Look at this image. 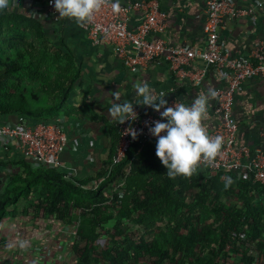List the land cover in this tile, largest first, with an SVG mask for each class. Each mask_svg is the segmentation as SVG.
<instances>
[{"label":"trees","instance_id":"1","mask_svg":"<svg viewBox=\"0 0 264 264\" xmlns=\"http://www.w3.org/2000/svg\"><path fill=\"white\" fill-rule=\"evenodd\" d=\"M78 75L79 64L74 56L64 45L51 39L40 18L18 6H13L11 2L8 8L0 10V116L9 118L24 115L36 121L53 120L71 97ZM23 85H33L40 89L42 94L36 96L39 105L32 106L26 96L20 92L23 90ZM140 146L139 143H134L118 165V171L112 172L95 189H84L80 183L65 180L50 168L37 167L16 160L14 163L17 166L14 168L17 171L13 170L0 193V221L6 213L7 206L14 205L20 197L37 193L38 206L45 215L67 220L75 209L79 214L91 217L93 226H97L109 216L103 211L105 207L100 201L103 196L107 198L104 192L109 191L119 211L130 210L131 207L133 211H138L135 218L131 217L133 223L130 228L151 231L157 228L154 221L158 217L164 220L163 226L166 230L175 234L185 231L180 234L182 242L174 241V246H178L175 247L176 250L188 251L192 249L190 245H202L208 248L211 243L223 242L227 230L231 226L239 228L241 222H247L246 235L254 242L255 250L257 252L262 250L263 205L254 203L252 196L244 194L242 195L244 203L239 208L229 209L222 205L215 207L213 211L217 213V217L213 223H202L196 215L192 221L193 217H189L188 214L193 213L196 205H203L188 197L191 188L198 186L203 190L207 186L212 188L221 186L219 182L221 174L208 179L205 184L200 183V172L190 179L182 176L170 179L167 176V169L155 155L156 142L151 140ZM148 158L152 164L140 169L139 161ZM126 165L129 167V174L125 178V191L115 192L111 183L119 178L121 170ZM135 170L138 174L145 170H152L156 174L150 181H146L140 176L133 177ZM228 176L234 181L229 187L231 189H234V186L238 188L239 181H242L253 185L255 189L261 187L264 191V184L252 183L235 173H227L226 177ZM132 186L135 190H131ZM122 235L128 245L123 249H115L113 253L104 252L102 257L107 260L106 264H121L124 259H136L139 248L155 246L153 240L143 241L142 236L139 237L140 241L134 242L131 235L125 233ZM83 237L86 240L85 246H74L78 255V264H83L87 259L90 241L95 239L93 233ZM190 251L191 257H194L190 264L204 263L205 256ZM242 256L250 262L254 258L247 254ZM163 257L164 253L158 252V258L161 260ZM169 260L175 261L174 255L169 257Z\"/></svg>","mask_w":264,"mask_h":264},{"label":"crops","instance_id":"2","mask_svg":"<svg viewBox=\"0 0 264 264\" xmlns=\"http://www.w3.org/2000/svg\"><path fill=\"white\" fill-rule=\"evenodd\" d=\"M133 1L136 0H120V3L128 4ZM157 1L160 10L165 13L166 26L163 32L152 36L163 38L168 45L203 48L205 40L202 25L205 0ZM230 1L238 9L246 12L225 16L224 23L218 30L219 41L223 52L232 56H247L254 44L264 37V0ZM9 2L40 18L51 39L64 45L79 64V75L71 97L55 117L61 119L66 131V145L59 154L58 164L45 168L54 170L65 180L80 183L84 189H90V186L99 179L104 177L105 180L108 177H105L106 168L117 143L116 122L108 116V109L114 100L112 93L121 94L119 103L142 99L136 96L133 85L147 82L153 92L168 91L165 100L172 95L178 102L187 105L199 94H207L209 86L215 89L226 84L227 79L224 74L209 67L204 80L195 85L191 82L188 73H173L168 61L163 57L145 61L136 73H131L114 55L110 45H92L75 20L65 17L53 22L46 9L45 0H10ZM258 3L260 6L255 7ZM138 20V13L132 12L129 27L135 26ZM127 53L134 54L135 51L128 48ZM195 65L202 66L203 63L196 60ZM183 69L187 71L191 68L183 66ZM133 107L152 110L150 107L135 103ZM211 111L209 108V118L204 121L208 131L215 123ZM233 113L238 122L236 143L247 145L250 153H253L263 143L258 128L264 122V76L248 77L241 83L234 95ZM16 160L44 167L23 159L19 154L11 156L6 153L0 154V176L6 177L7 181L13 170L17 171L14 168L17 166L14 163ZM150 164L152 162L149 158L142 159L139 161V168L145 169ZM116 171H118L117 167L113 173ZM147 171H140L138 174L135 170L132 176H140L142 180L150 181L156 173L152 170ZM128 174L129 167L126 165L121 170L119 178L111 183L113 189L117 186L115 192L125 191V178ZM215 176L217 175L208 179ZM219 177L224 178L222 175ZM131 190H135V187L132 186ZM104 195L107 196V191Z\"/></svg>","mask_w":264,"mask_h":264},{"label":"built area","instance_id":"3","mask_svg":"<svg viewBox=\"0 0 264 264\" xmlns=\"http://www.w3.org/2000/svg\"><path fill=\"white\" fill-rule=\"evenodd\" d=\"M120 4L122 9L120 13H113L109 4L95 15L92 22L78 26L92 45H110L114 55L128 71L136 73L143 62L163 57L168 61L173 73H188L195 85L204 80L209 67L220 71L227 79L225 85L215 88L217 96L210 100L209 107L215 117V123L208 134L224 138L222 153L214 165L201 166L198 171L200 181L205 182L208 177L217 174L224 177L227 173H235L252 183L264 184V122L258 128L263 143L250 153L247 145L236 143L238 122L233 113L234 95L241 83L248 77L264 76V37L254 44L247 56H232L223 52L218 37V30L223 25L226 15L235 16L246 11L238 9L230 0H205L202 25L205 44L203 48L198 49L184 45H168L163 38L152 36L163 32L166 26L165 13L160 10L157 0H136ZM45 5L52 21H60L61 17L54 8V0H45ZM259 6L260 3L255 7ZM132 12L138 13L139 20L135 26L129 27ZM128 48L133 49L135 53L128 54ZM196 60L201 61L203 65L194 66ZM183 66L191 69L185 71ZM161 92L167 96L168 91L164 90L155 91L153 94L159 97ZM167 102L168 106H172L178 101L169 95ZM134 111L137 113L136 120L126 121L122 125L115 123L117 143L107 165L105 177L118 167L134 143L142 146L151 140L157 142L149 128L154 127V121L166 122L153 109L146 111L135 107ZM129 127L139 133L135 140L126 133ZM66 141V131L59 118L36 121L24 115L11 118L0 116V154L6 153L9 156L19 154L23 159L38 165L54 167L58 164L59 154L64 149ZM5 178L0 176V193L7 182ZM103 180L104 177L91 185L90 189L97 188ZM107 197H111V193L107 194Z\"/></svg>","mask_w":264,"mask_h":264},{"label":"rangeland","instance_id":"4","mask_svg":"<svg viewBox=\"0 0 264 264\" xmlns=\"http://www.w3.org/2000/svg\"><path fill=\"white\" fill-rule=\"evenodd\" d=\"M22 88L20 92L32 106L40 104L36 99L37 95L42 94L38 87L23 85ZM219 182L222 185L216 188L210 186L203 190L198 186L191 188L188 197L203 205H196L193 213L188 214L189 217H193L192 221L196 215L202 223H213L217 217V213L213 211L215 207L222 205L229 209L239 208L244 203L242 198L244 194H249L254 198V203L264 206V191L261 187L255 189L253 185L239 181L238 188L234 186V189L226 190L223 187L224 178ZM37 198L38 194L33 193L27 197H20L14 205L7 206L6 213L0 221V264H78L74 246L84 247L86 240L83 236L90 233L95 235V239L90 241L89 255L83 264H106L107 260L102 257L104 252L113 253L115 249H123L128 245V242L123 240V233L131 235L134 242L140 241V236L143 237V241L153 240L155 246H142L136 253V259H124L121 264H190V261L194 260L190 250L202 257L205 256L203 264H264V246L260 252L255 250L254 242L246 235L247 222H241L237 229L231 226L223 242L211 243L208 248L190 245L192 249L183 251L176 250L175 247L178 246H174V241L182 242L180 234L185 231L175 234L166 230L163 226L164 220L158 217L154 221L157 228L151 231L130 228L133 223L131 217L135 218L138 211H133L132 207L131 211H119L112 197H101L100 201L105 207L103 211L109 216L97 226H93L91 217L79 214L75 209L67 220L47 216L38 206ZM261 226L264 229V221ZM21 242H25L24 247H21ZM158 252L164 253L161 260L158 258ZM243 254L253 256V261L244 259ZM173 255L175 261L169 260Z\"/></svg>","mask_w":264,"mask_h":264},{"label":"clouds","instance_id":"5","mask_svg":"<svg viewBox=\"0 0 264 264\" xmlns=\"http://www.w3.org/2000/svg\"><path fill=\"white\" fill-rule=\"evenodd\" d=\"M109 4L113 13L121 12L120 0H54L59 17L73 19L81 26L92 22L95 15ZM8 7L9 0H0V10ZM133 87L136 96L142 99L119 103L121 94L112 93L114 100L108 109V116L121 125L134 121L137 119L134 103L150 107L160 114L166 122L154 121V127H150L149 132L157 138L155 155L167 169L170 179L178 176L190 179L198 174L202 165L208 167L215 164L221 156L224 138L220 135L210 136L204 123L209 118L210 100L217 96L213 87L209 86L207 94H199L190 105L175 102L172 106H168L164 92L157 97L147 82L136 83ZM126 133L134 140L139 134L131 127ZM224 181L226 190L234 183L230 176L224 177ZM24 245L25 242H21V247Z\"/></svg>","mask_w":264,"mask_h":264}]
</instances>
